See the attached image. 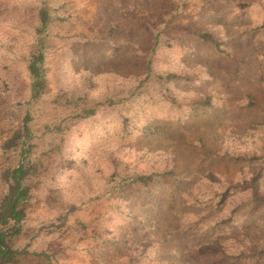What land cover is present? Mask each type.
Returning a JSON list of instances; mask_svg holds the SVG:
<instances>
[{"label": "rangeland", "instance_id": "374dc122", "mask_svg": "<svg viewBox=\"0 0 264 264\" xmlns=\"http://www.w3.org/2000/svg\"><path fill=\"white\" fill-rule=\"evenodd\" d=\"M22 161L13 264H264V0H0V200Z\"/></svg>", "mask_w": 264, "mask_h": 264}, {"label": "trees", "instance_id": "16d2710c", "mask_svg": "<svg viewBox=\"0 0 264 264\" xmlns=\"http://www.w3.org/2000/svg\"><path fill=\"white\" fill-rule=\"evenodd\" d=\"M201 37L209 39L206 34H201ZM43 62L44 54L40 52L35 54L29 63L33 98H39L44 93L46 78ZM26 170L25 161H22L18 167L8 169L5 173L7 191L0 200V264H13L16 257L25 253V250L15 249L11 246L9 238L22 232L23 221L26 218V211L23 207L29 197V188L24 183ZM138 179L144 182L152 179V176L139 175ZM250 182L255 186L256 177L253 176ZM207 248H211V246Z\"/></svg>", "mask_w": 264, "mask_h": 264}]
</instances>
